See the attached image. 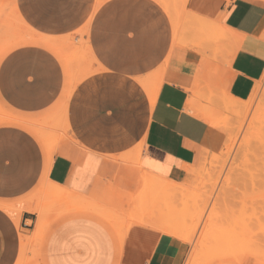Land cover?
<instances>
[{
	"label": "crops",
	"instance_id": "0c3cea01",
	"mask_svg": "<svg viewBox=\"0 0 264 264\" xmlns=\"http://www.w3.org/2000/svg\"><path fill=\"white\" fill-rule=\"evenodd\" d=\"M22 6L36 27L65 40L88 24L84 45L72 46V55L91 65L73 73L81 79L67 101L72 71L45 39L54 36L36 33L0 56L32 44L0 63V97L11 109L38 117L55 108L61 113L66 104L65 138L50 154L24 117L0 119V264H26L43 232L42 264H184L188 245L168 235L140 228L120 244L94 195L133 192L139 173L180 183L205 152L224 148L226 134L203 106L223 100L243 111L264 74V0H189L194 14L220 27L229 53L223 43L204 44L203 52L175 43L168 18L149 0H22ZM145 87H155L153 104ZM37 190L69 198L72 212L44 228L39 208L30 209L28 195Z\"/></svg>",
	"mask_w": 264,
	"mask_h": 264
},
{
	"label": "rangeland",
	"instance_id": "374dc122",
	"mask_svg": "<svg viewBox=\"0 0 264 264\" xmlns=\"http://www.w3.org/2000/svg\"><path fill=\"white\" fill-rule=\"evenodd\" d=\"M101 1L106 0H95V3L98 5ZM149 1L168 18L175 43L195 48L200 52H203L200 48L204 44L226 43L227 40H222L219 35L220 27L194 14L189 8V0H162L165 4L161 0ZM32 32L57 38L53 42L58 50L61 48L64 51L59 50L61 54L63 52V56L70 58L74 79L76 77L73 73H87L85 71H88L91 61L87 59L86 66H81V62L76 61V56L73 59L72 55V46L80 47L87 34L74 33L69 41H66L63 35L58 37L36 27L24 11L22 0H0V56L15 43L26 40ZM225 45V51L231 52L228 44ZM61 46H64V49ZM46 49L52 51L50 48ZM205 101L210 102L209 99ZM203 107L213 110L216 120L210 118V121L219 124L216 127L226 134L225 146L219 153L205 152L200 157L203 159L201 163L187 167L185 172L192 168L190 172H194V177L188 179L185 173L184 178L178 181L180 183L176 182V191L164 192L152 184L151 178L147 186L141 185L144 189L141 188L140 191L138 188L142 173H139L135 177L133 192L113 188L106 194L94 195V204L99 207L96 211L111 224L120 244L124 243L130 233L141 228L151 235L164 234L186 243L188 254L184 264H187L194 249L197 251L194 264H212L214 257L223 253L229 256L230 260H236L237 256L242 257L239 260H242L240 262L243 264H264V74L250 98L243 102L242 112L239 109L231 111L226 108L223 100L220 106ZM9 114L24 117L31 128L41 132L48 144L51 142L52 148L57 147L60 140L65 138V117L63 113L56 111V108L51 113L30 117L14 111L0 97V119ZM106 195L110 200L104 202L102 197ZM29 196V203L35 205L30 209L39 208L44 228H48L60 217L70 214L74 207L72 200L65 197H49L43 190L33 191ZM169 227L187 233L189 240L183 241L175 234L168 233ZM43 236L44 232L39 238ZM39 238L32 243L26 264H42L38 256Z\"/></svg>",
	"mask_w": 264,
	"mask_h": 264
},
{
	"label": "bare ground",
	"instance_id": "6f19581e",
	"mask_svg": "<svg viewBox=\"0 0 264 264\" xmlns=\"http://www.w3.org/2000/svg\"><path fill=\"white\" fill-rule=\"evenodd\" d=\"M155 1H159V0H155ZM161 2H162V0H161ZM161 2H159V3H161ZM163 3V2H162ZM163 4H165V3H163ZM163 4H161L162 5V7H163ZM166 6V5H165ZM163 8H165V7H163ZM168 8V7H167ZM169 9H171V8H169ZM167 11V10H166ZM170 15H171V12H170ZM173 15V14H172ZM177 16V15H176ZM176 16H175V18H176ZM171 17V19H172V16H170ZM174 17V16H173ZM91 19V18H90ZM90 21V20H89ZM179 21V20H178ZM174 22V21H173ZM204 23V22H203ZM175 24V23H174ZM178 24V23H177ZM196 24V23H195ZM191 26H192V24H191ZM211 26V25H210ZM194 27H196L195 25H194ZM193 27V28H194ZM88 28H89V25L87 24L86 26H84V28H83V31H81V32H79V33H87V31H88ZM211 29H212V27H210ZM214 28H216V27H214ZM17 30V29H16ZM215 30V29H214ZM212 31V30H211ZM216 31V30H215ZM219 31V30H218ZM31 32V31H30ZM29 32V33H30ZM78 33V34H79ZM27 34L28 33H26V36H27ZM216 34V33H215ZM80 35V34H79ZM83 35V34H82ZM220 35V34H219ZM225 35V34H224ZM30 36H39L38 34H36V33H31V35ZM223 35H222V33H221V35H220V37H222ZM224 37V36H223ZM71 37H69V39H70ZM46 39V41H49L50 43H52L53 45H55V43L53 42V40L55 39H57V38H45ZM66 39V38H65ZM75 39V38H74ZM81 39H82V37H81ZM66 41H69V40H66ZM73 41V40H72ZM83 41V40H82ZM85 41V40H84ZM62 42V41H61ZM77 43V42H76ZM81 44V43H80ZM86 45H88L87 43H85ZM81 45H84V44H81ZM85 45V46H86ZM56 46V45H55ZM80 46V45H79ZM89 46V45H88ZM62 47V46H61ZM64 47V46H63ZM62 47V48H63ZM90 47V46H89ZM89 47H85L86 49H85V51L87 50V48H88V50H89ZM81 48L83 49V47L81 46ZM64 49V48H63ZM60 51H63V50H61V48L59 49ZM64 52V51H63ZM63 52H62V54H63ZM67 52V51H66ZM65 52V53H66ZM87 52H89V51H87ZM91 53V52H90ZM90 53H88V55L90 54ZM87 54V53H86ZM85 54V55H86ZM85 56V59H86V57H88V58H91L92 57V54H91V57H89V56ZM65 56V58L68 60V62H69V65H70V69H71V71H72V65H71V61H69V59L70 58H67L66 57V55H64ZM85 72H89V71H85ZM83 76V75H82ZM81 79V77H79V78H76V79H74V77L72 76V84H71V87H70V91H69V93H68V96H67V101H68V99H69V97H70V95H71V90L74 88V86L79 82V80ZM141 84H143V82L141 83ZM146 88V87H145ZM147 90H148V94H149V97H150V101H151V103L153 104V102H154V99H155V93H156V90H155V87L154 88H152V89H149V88H146ZM195 98V97H194ZM189 100V99H188ZM67 101H66V103H67ZM151 104V105H152ZM191 107H192V105H191ZM189 108H190V106H189ZM192 109V108H191ZM62 110V112L61 113H63V117H66V104L64 105V110H63V108L61 109ZM172 117H174V116H172ZM2 119H6V120H10L11 118H10V116L9 115H6V116H4ZM185 131V130H184ZM58 142V141H57ZM57 142H55V143H57ZM51 145V142H50V144H48V146H49V149H50V151L48 152L49 154L50 153H52L53 151H54V147H56V146H54L53 148L50 146ZM55 145V144H54ZM57 145V144H56ZM139 150H141V149H139ZM139 154V153H138ZM137 153H136V155H138ZM139 156V155H138ZM142 177V178H141ZM140 177V180H139V188H138V190H142L141 188H143V187H141V185L142 186H147L148 184H149V182H150V178H151V181H152V184L155 186V187H158V188H160L161 190H163L164 192L166 191V192H168L169 190L170 191H173V190H175L176 189V187H174L175 186V184H172V183H169V182H167L166 180H163V179H160V178H156V177H153V176H151V175H149V174H146V173H142V176ZM188 179L189 178H192V177H194V172H188V174H187V176H186ZM185 183V182H184ZM187 184L188 185H190V183H188V181H187ZM189 187V186H188ZM188 187H186V189H188ZM183 188V187H182ZM185 188V187H184ZM144 189V188H143ZM181 190H183V189H181ZM144 191V190H143ZM142 191V192H143ZM176 191V190H175ZM186 192V191H185ZM141 193V192H140ZM146 194H148V193H146ZM183 194H185V193H183ZM178 195V194H177ZM69 199V198H68ZM174 216V215H173ZM42 229V227H40V230ZM168 233H173V234H175L177 237H179L180 239H183V240H185V241H188L189 240V236H188V234L187 233H185V232H183V231H180V230H178V229H176L175 227H169L168 229ZM166 230V231H167ZM190 235V234H189ZM22 240H24V242L25 243H27V241H28V237L26 236V235H23L22 234ZM196 248V247H195ZM196 250L194 249L193 251H192V253L190 254V256L188 257V261H187V264H194V261H195V257H196ZM229 257V256H228ZM228 257H227V255H225L224 253L223 254H217L215 257H214V259H213V263L212 264H243V263H241L240 261H242V260H239L240 258H242V257H239V256H237V259L236 260H234V259H232V260H230V259H228ZM230 258H232L231 256H230Z\"/></svg>",
	"mask_w": 264,
	"mask_h": 264
}]
</instances>
